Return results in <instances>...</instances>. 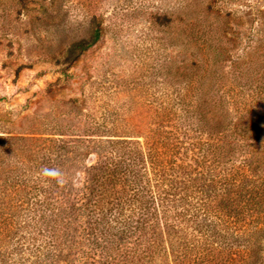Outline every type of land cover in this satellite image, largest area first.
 Returning a JSON list of instances; mask_svg holds the SVG:
<instances>
[{
    "label": "trees",
    "instance_id": "16d2710c",
    "mask_svg": "<svg viewBox=\"0 0 264 264\" xmlns=\"http://www.w3.org/2000/svg\"><path fill=\"white\" fill-rule=\"evenodd\" d=\"M192 36L164 64L160 94L45 133L27 171L5 177L0 264H264L257 85L241 65L226 77L224 48Z\"/></svg>",
    "mask_w": 264,
    "mask_h": 264
},
{
    "label": "rangeland",
    "instance_id": "374dc122",
    "mask_svg": "<svg viewBox=\"0 0 264 264\" xmlns=\"http://www.w3.org/2000/svg\"><path fill=\"white\" fill-rule=\"evenodd\" d=\"M97 26L98 41L68 61ZM184 29L224 48L226 77L241 65L264 127V0H0V183L27 171L45 133H74L65 125L87 112H133L160 94Z\"/></svg>",
    "mask_w": 264,
    "mask_h": 264
},
{
    "label": "clouds",
    "instance_id": "9594fccd",
    "mask_svg": "<svg viewBox=\"0 0 264 264\" xmlns=\"http://www.w3.org/2000/svg\"><path fill=\"white\" fill-rule=\"evenodd\" d=\"M43 174H44L45 176H48V175L59 176V175H60L59 172H56L55 170H49V169H44V170H43Z\"/></svg>",
    "mask_w": 264,
    "mask_h": 264
}]
</instances>
